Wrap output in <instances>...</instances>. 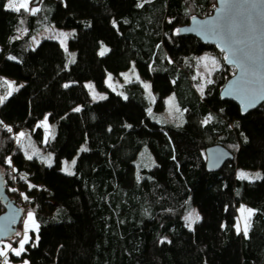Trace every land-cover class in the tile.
<instances>
[{
	"label": "trees",
	"instance_id": "trees-1",
	"mask_svg": "<svg viewBox=\"0 0 264 264\" xmlns=\"http://www.w3.org/2000/svg\"><path fill=\"white\" fill-rule=\"evenodd\" d=\"M8 1L0 0V84L7 79L23 87L0 105V173L24 217L20 235L7 242L18 245L29 211L39 224V241L31 233L25 252H10L7 260L264 264V105L242 116L235 103L222 100L235 70L215 47L178 34L192 18L211 16L217 0H39L50 11L37 15L9 10ZM50 25L74 31L69 48L76 60L70 68L59 42L45 39L32 47L33 37ZM103 45L109 51L100 56ZM203 55H213L221 68L199 93ZM133 64L151 81L155 110L163 111L167 97L176 94L185 124L154 122L143 89L134 84L126 89L127 99L110 92L92 102L86 82L107 90V75ZM78 106L81 110L74 111ZM47 114L57 129L46 142L38 125ZM20 131H29L35 147L53 154L52 166L27 159L16 140ZM216 145L234 160L208 172L206 149ZM84 146L88 150L80 151ZM144 150L155 160L152 168ZM75 157V174H65L63 161ZM240 169L260 171L261 179L240 180ZM242 204L254 212L247 237L236 231ZM192 207L201 219L190 231L185 217ZM4 212L0 203V216Z\"/></svg>",
	"mask_w": 264,
	"mask_h": 264
},
{
	"label": "water",
	"instance_id": "water-1",
	"mask_svg": "<svg viewBox=\"0 0 264 264\" xmlns=\"http://www.w3.org/2000/svg\"><path fill=\"white\" fill-rule=\"evenodd\" d=\"M38 3L39 0L35 2ZM178 34L196 37L205 45L215 47L224 54L225 65L235 70L234 76L225 83L220 93L222 100L235 103L242 116L264 105V0H217V7L211 16L192 18L189 24L178 30ZM230 43L232 47L247 53L251 61L241 57L240 64L233 63L231 52L228 51ZM225 56L230 59L225 60ZM252 95L261 98L245 111L244 105ZM233 160V154L222 146L206 149L208 172H218ZM0 203L5 209L0 216L1 243L17 233L24 217V210L6 192L5 179L1 173Z\"/></svg>",
	"mask_w": 264,
	"mask_h": 264
},
{
	"label": "rangeland",
	"instance_id": "rangeland-1",
	"mask_svg": "<svg viewBox=\"0 0 264 264\" xmlns=\"http://www.w3.org/2000/svg\"><path fill=\"white\" fill-rule=\"evenodd\" d=\"M22 2H24V0H15V3L17 4V6H19V4L22 3ZM8 3H9V1H8ZM8 3H7V5H8ZM29 7H39L41 9L40 12H45V13L46 12L49 13V11H50L49 6H47L44 3H42V4H39V3L38 4H35V3H33L32 4V2H31L29 4ZM21 9H23V8H21ZM61 32L68 33V34H73L74 33L73 30H63V29L56 28L54 25H50V26H47L44 29L40 30L33 37V39H32V47L33 48H36L45 39L57 41L61 45V39L62 38L59 37V33H61ZM72 36L73 35H70L69 38L67 39V41L64 42V45L67 48L66 53L68 55L67 68H70V66L73 64V63H69V59H70V54L71 53H74L75 54V60H76V52L71 51L70 48H69V40L72 38ZM65 46H62L61 45V47L64 50H65ZM103 47L108 48L106 45H103ZM205 58H207V59H205ZM212 60H215L217 62L215 66L211 63ZM205 65H207V67ZM133 67H134L135 71H133ZM220 68H221V62L217 58H215L213 55H210V56L205 55V56H202L198 60L197 76H196V78L198 80L199 85L196 87V89H197V91L199 93L201 92V90H200L201 87H203V91L206 89V87L210 84V83H208V81L209 80H211V81L213 80L214 75L216 74L217 71L220 70ZM109 75L111 76V80L110 81L108 80ZM125 75H127L128 80L125 79ZM137 77H138V79H137ZM5 80H7V79H3V82ZM7 81L12 82L10 80H7ZM3 82H1L0 87H4L5 91H4V93L1 94V89H0V94L1 95L5 94L8 91L7 86ZM12 83H14V85L18 89L20 88L18 85L15 84V82H12ZM144 83H147V84H150L151 85V81L148 80V79H143L140 76L139 72L137 71L136 65L133 64V66H132V68L130 70L125 71V72H122L119 75L108 74L107 77H106V81H105L107 90H104V91L98 90L94 82H86L85 83V86L89 90V92H90V94L92 96V102L95 103V102H98V101H101V100L100 99H93V95L94 94L97 95V96L103 95L105 97H108V95H109L110 92H114V93H117V94L123 96L124 98L125 97H128L129 94L126 91V89L127 88H130V85L134 84L135 86L141 87L143 89V96H144V99H145L146 104H147L148 112H149V109L151 110V112L149 113V116L154 120V122H156L158 124H161V125L174 124V123H178L180 125L185 124L186 117H185L184 112H182V110H181L178 96L176 94H172L169 97H167L165 109L163 111H156L155 110L156 95L153 92L152 86H151V97H150L149 94H148V92L143 88V84ZM89 84L94 85V93H93V90H90L87 87V85H89ZM109 84H111V87H109ZM15 91L16 90H14L13 93ZM173 97H174V103L172 105H170L169 103H167V101H169V99L170 98H173ZM78 107L81 109V106H78ZM176 108H179L180 111L177 112L176 111ZM181 113H182V115H181ZM46 117H47V125H48V129L47 130L42 126L44 124V122H45V118ZM45 118L39 122V125L38 126L43 129L44 136H45V141L47 142V141H49L50 139H52L55 136L57 127H56L55 124H52L50 122L49 115L48 114L45 116ZM21 132L25 134L24 137L19 141V143L21 145H23L22 147L24 149V152H27L29 155H32L33 156L32 159H38L39 161L44 162L47 166H49V164L47 163L48 157H51V166H52L54 164V156H53V154L52 153H48V152L45 153L41 149L35 147L33 145L32 138H31V134H30L29 131H20V132L17 133V136ZM84 148H86V147L84 146ZM144 153H147L149 155L150 159H151L150 161L146 162L147 163V167L148 168H152L156 164L153 156L147 150H144L143 151V154ZM73 160H77V157L73 158L72 160H64L63 161L62 171L65 174H67L63 170L65 168V162H67V165L69 167H71V171H73L75 173V166H71V162ZM241 171L246 172V173L249 174L250 179H247V180L248 181H251V182H254L256 180H259V179H255L254 178L256 173H259L260 176H261V172L260 171H247V170H241L240 169L238 171V174ZM18 189H19L18 191H21L22 193H24V190H23L22 187H20ZM16 204H17V202H16ZM17 206L19 208H21L19 204H17ZM241 208H244L245 210L250 209V208H248L247 206H245L243 204L238 207L237 223L239 222L241 231L243 232L244 221H245V218L247 217V211H245V212L242 213L240 211ZM193 211L195 213L199 214L198 211H197V209L195 207H192L190 213L193 212ZM29 212H31V211H29ZM29 212H27L26 218H25L24 223H23V226H22L20 240L23 238V235H24V232H25V222L28 221V213ZM31 213H33V212H31ZM199 216H200V214H199ZM33 218L35 220V223L38 224V222H37V220L35 218L34 213H33ZM250 220H251V218H250ZM250 220L248 221L249 224H250ZM186 223H187V221H186ZM237 223H236V225H237ZM194 225L195 224L192 225V228L194 227ZM249 228H248V231H249ZM33 232L36 233V235L38 234V232L33 228L31 222H29L28 236L31 237V233H33ZM9 244L11 245L12 248H18V245L17 246H14L13 244H11V243H9L7 241H4L0 245V248H4L5 245H9ZM10 252H12V251L11 250H7V253H8L7 254V257L10 256ZM1 258L3 259V257H1ZM8 264H14V263L8 260ZM18 264H24V263H18Z\"/></svg>",
	"mask_w": 264,
	"mask_h": 264
},
{
	"label": "snow or ice",
	"instance_id": "snow-or-ice-1",
	"mask_svg": "<svg viewBox=\"0 0 264 264\" xmlns=\"http://www.w3.org/2000/svg\"><path fill=\"white\" fill-rule=\"evenodd\" d=\"M32 2V0H24V2L20 3L19 6H17V4L15 3V0H9V3L7 5L8 9L9 10H12V11H16V12H19L21 10V8H23L26 12H29V14L31 15H37V13H39L41 11V9L39 7H29V4ZM145 3L148 2V0H144ZM143 3L139 4L138 7H143ZM21 23H24L23 20H21ZM90 26V25H89ZM113 26L115 27L116 26V22L113 21ZM26 31V30H24ZM70 35H74L73 34H68V33H59V37H61V45L62 46H65L64 45V42L67 41V39L69 38ZM17 39L19 37H16ZM65 51H67V48L65 46ZM109 51L108 48L106 47H101V51L99 52V55L100 56H104L107 52ZM228 51L231 52V57L233 58V63H237V64H240V60H241V57L249 60V62L251 61V57L247 55V53L243 52L242 49H239V48H234L232 47L231 43L229 44V48H228ZM9 59H14V57H9ZM207 59V58H205ZM230 59L229 56H225V60H228ZM75 62V54L74 53H71L70 54V59H69V63H74ZM211 63L215 66L216 65V61L215 60H212ZM207 67V65H205ZM241 67H243V65L241 64L240 65ZM245 70L247 71L248 69L245 68ZM133 71H135L134 67H133ZM125 79L128 80V77L127 75H125ZM138 79V77H137ZM108 80L110 81L111 80V76L109 75L108 77ZM212 81L209 80L208 83H211ZM6 86H7V89L8 91L3 94V95H0V105H3L5 103V101L8 100V98L12 95L13 91L16 90L18 91L19 89L14 85V83L12 82H9L7 80H5L3 82ZM19 87H23V85H20ZM65 88L69 87L68 84H65L64 85ZM87 87L90 89V90H93V93H94V85L92 84H89L87 85ZM109 87H111V84H109ZM143 88L148 92L149 96L151 97V85L150 84H147V83H144L143 84ZM201 92H203V87L200 88ZM107 97L103 96V95H93V99H100V100H103V99H106ZM261 97L259 96H255V95H252L249 99H248V103H246L244 105V110L246 111L248 107H251V106H254L255 105V102L257 99H259ZM125 99H127V97H125ZM154 99V98H153ZM167 103H169L170 105H172L174 103V97L173 98H170L169 101H167ZM81 109L79 107H77L76 109H74V111L76 112H79ZM176 111L179 112V108H176ZM186 111V110H185ZM151 112V110L149 109V113ZM171 114V113H170ZM182 115V113H181ZM212 117L209 116L207 120L204 121V123H208L209 120H211ZM0 123H3L2 121H0ZM46 130L48 129V125H47V117L45 118V122L44 124L42 125ZM7 131L8 132H11L12 129L10 127L7 128ZM24 133H19L18 136L16 137V140L17 142H19L23 137H24ZM23 146V145H21ZM88 149L87 148H84L82 147L80 149V151H87ZM25 155L27 157V159L31 160L33 158L32 155H29L27 152H25ZM6 163L9 164V166H11V159H7L6 160ZM47 163L49 164V166H51V157H48V160H47ZM76 164V160H73L71 162V166H75ZM67 175H74L75 173L73 171H71V167H69L67 165V162H65V168L63 169ZM238 178L240 180H247V179H250L249 177V174L246 173V172H243L241 171L239 174H238ZM255 179H261V176L259 173H256L255 174ZM25 199H27V197H25ZM240 211L243 213L245 211H247V217L245 218V221H244V228H243V234L245 237L248 236V228L250 227V224L248 223V221L250 220L251 216L254 214L253 210L252 209H247L245 210L244 208H241ZM201 219V217L199 216V214L195 213L194 211L189 213L188 216L185 217V220L187 221V224L186 226L189 228L190 231L193 230L192 228V225L199 222V220ZM29 222H31L33 228L38 232L39 230V225L35 223V220L33 218V213L29 212L28 213V221L25 222V232H24V235H23V238L18 242V248H12L11 245H5L4 248H0V257H4V264H8V260H7V250H11L13 252V254L15 256H21V254L23 252H25V245L29 243L31 237L28 236V230H29ZM236 231H237V234H240V231H241V228H240V224L239 222L237 223L236 225ZM17 235H20L19 233H17ZM35 240L38 242L39 241V235H37L35 237ZM161 243H164V241H161ZM33 247L36 246L35 243L32 244ZM24 264H28L27 261H24Z\"/></svg>",
	"mask_w": 264,
	"mask_h": 264
},
{
	"label": "crops",
	"instance_id": "crops-1",
	"mask_svg": "<svg viewBox=\"0 0 264 264\" xmlns=\"http://www.w3.org/2000/svg\"><path fill=\"white\" fill-rule=\"evenodd\" d=\"M203 56H205V55H203ZM207 56H210V55H207Z\"/></svg>",
	"mask_w": 264,
	"mask_h": 264
}]
</instances>
